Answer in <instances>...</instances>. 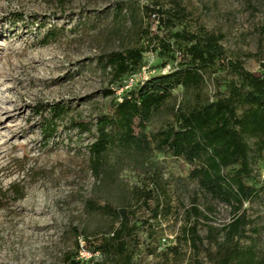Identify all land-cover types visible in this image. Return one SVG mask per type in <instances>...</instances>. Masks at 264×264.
Instances as JSON below:
<instances>
[{
    "label": "rangeland",
    "instance_id": "obj_1",
    "mask_svg": "<svg viewBox=\"0 0 264 264\" xmlns=\"http://www.w3.org/2000/svg\"><path fill=\"white\" fill-rule=\"evenodd\" d=\"M122 1L133 4L136 18L145 29L151 24L154 34L164 12L179 10L182 26L192 33L221 35L229 60H241L249 72L264 75V0H0V264L103 260L92 249L112 236L117 223L91 200L131 212L137 226L135 260L140 264H213L208 226L217 232L234 221L232 208L225 204H213L210 213L182 163L163 155L151 159L155 166L149 175H158L154 182L141 165L116 151L107 157L110 175L96 178L88 152L93 136L69 130L71 119L95 122L113 96L145 75L161 72L160 66L171 61L148 52L141 73L124 87L111 82L110 69L104 70L98 57L144 40L129 10L121 20L114 18L115 5ZM147 8L156 13L149 17ZM19 17L24 21H17ZM52 28L56 35L46 37ZM205 76L199 93L203 99H215L233 79L222 64ZM106 90L113 96H106ZM197 95L175 91L176 102H194ZM38 104L69 108L58 123V136L49 143L35 113ZM172 118L169 110L163 112L151 129ZM257 168L263 179L264 163ZM142 189L154 190V197L143 198L138 192ZM195 205L209 221L191 213ZM242 213L249 222L247 235L258 237L264 254V205L246 203ZM188 217L190 225L197 222L203 239L198 249L183 240Z\"/></svg>",
    "mask_w": 264,
    "mask_h": 264
},
{
    "label": "trees",
    "instance_id": "obj_2",
    "mask_svg": "<svg viewBox=\"0 0 264 264\" xmlns=\"http://www.w3.org/2000/svg\"><path fill=\"white\" fill-rule=\"evenodd\" d=\"M125 9L147 42L143 40L137 46L98 57L102 68L110 69L111 82L124 87L129 78L141 73L148 52L166 55L171 61L160 66L161 72L138 80L119 97L106 90L105 95L113 96L112 100L96 116L95 122L70 120L69 130L93 136L88 152L94 176L100 179L110 175L107 157L113 151L141 165L149 182L158 178L156 173L149 175L155 166L152 157L163 155L181 162L189 179L197 184L206 199L210 213L214 210L213 204L222 203L231 207L235 215L232 223L217 232L208 226L210 245L215 248L209 254L213 264H264L258 237L247 235L249 222L245 213L240 214L246 203L264 205V178L257 171L258 165L264 163V75L249 72L241 60H229L221 35L192 33L182 26L179 10L164 12L154 34L151 24L145 29L142 20L136 18L132 3H117L114 18L121 20ZM146 13L151 17L156 9L147 8ZM17 21L24 20L19 17ZM55 35L53 28L46 32V37ZM221 64L230 70L233 79L215 99H203L199 93L206 84L205 74ZM178 89L195 92L199 97L190 103L176 102ZM35 107L42 135L49 143L58 136V123L66 119L69 108L65 104ZM168 110L173 118L158 130H152L154 119ZM138 192L146 199L154 197V190ZM195 201L197 204V196ZM90 204L117 226L111 237L103 238L92 249L93 253H101L103 260H73V264H140L135 260L137 226L132 222L131 212L108 203L97 206L93 200ZM191 213L210 220L196 205ZM157 216L156 211L154 217ZM188 218L189 223L182 228L183 240L198 249L203 239L198 234L197 222L190 225Z\"/></svg>",
    "mask_w": 264,
    "mask_h": 264
},
{
    "label": "built area",
    "instance_id": "obj_3",
    "mask_svg": "<svg viewBox=\"0 0 264 264\" xmlns=\"http://www.w3.org/2000/svg\"><path fill=\"white\" fill-rule=\"evenodd\" d=\"M133 78H135V76ZM133 78H131V79H133ZM146 78H147V75H145L144 77L140 78L139 80H143V79H146ZM132 82H134V80H132Z\"/></svg>",
    "mask_w": 264,
    "mask_h": 264
}]
</instances>
